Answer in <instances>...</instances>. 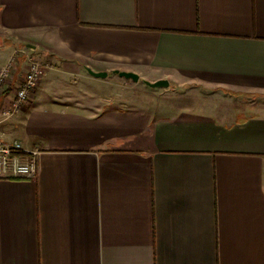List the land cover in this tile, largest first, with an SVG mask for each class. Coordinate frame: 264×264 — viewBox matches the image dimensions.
Returning a JSON list of instances; mask_svg holds the SVG:
<instances>
[{
  "label": "crops",
  "instance_id": "obj_1",
  "mask_svg": "<svg viewBox=\"0 0 264 264\" xmlns=\"http://www.w3.org/2000/svg\"><path fill=\"white\" fill-rule=\"evenodd\" d=\"M11 61L0 264H264V0H0Z\"/></svg>",
  "mask_w": 264,
  "mask_h": 264
},
{
  "label": "built area",
  "instance_id": "obj_2",
  "mask_svg": "<svg viewBox=\"0 0 264 264\" xmlns=\"http://www.w3.org/2000/svg\"><path fill=\"white\" fill-rule=\"evenodd\" d=\"M48 68L44 61L31 58L24 80L16 90L12 101L11 113L17 112L25 103L33 89L42 80ZM14 77L13 61L0 68V92L1 89L11 82ZM25 152L19 141H0V178L1 177H27L34 176L38 169V150L26 152L27 156L20 153Z\"/></svg>",
  "mask_w": 264,
  "mask_h": 264
},
{
  "label": "rangeland",
  "instance_id": "obj_3",
  "mask_svg": "<svg viewBox=\"0 0 264 264\" xmlns=\"http://www.w3.org/2000/svg\"><path fill=\"white\" fill-rule=\"evenodd\" d=\"M38 59V58H37ZM46 72H47V70H46ZM45 76V75H44ZM66 82V87L68 88V90H73L75 87V83H74V79L73 78H68V80L67 81H65ZM56 87H59V86H56ZM135 87H130V86H122V88L121 89H119V90H116V89H114V90H112V91H109V90H107L106 92H108V93H111V92H113V93H117V94H119V93H127V92H132V90L134 89ZM134 91H135V89H134ZM137 91H139V90H137Z\"/></svg>",
  "mask_w": 264,
  "mask_h": 264
},
{
  "label": "water",
  "instance_id": "obj_4",
  "mask_svg": "<svg viewBox=\"0 0 264 264\" xmlns=\"http://www.w3.org/2000/svg\"><path fill=\"white\" fill-rule=\"evenodd\" d=\"M121 73V75H123V76H126V77H129V78H133L134 80H138L139 78H138V76L136 75V74H134V73H131V72H120ZM92 74H94V75H96V76H107L108 74L107 73H92ZM152 86H163V85H168V82L167 81H165V80H160V81H158V82H155V83H152L151 84Z\"/></svg>",
  "mask_w": 264,
  "mask_h": 264
},
{
  "label": "trees",
  "instance_id": "obj_5",
  "mask_svg": "<svg viewBox=\"0 0 264 264\" xmlns=\"http://www.w3.org/2000/svg\"><path fill=\"white\" fill-rule=\"evenodd\" d=\"M20 154H21V155H26V152H21Z\"/></svg>",
  "mask_w": 264,
  "mask_h": 264
}]
</instances>
